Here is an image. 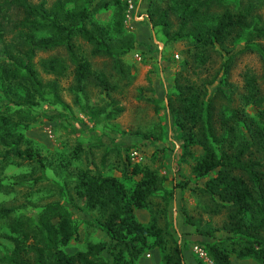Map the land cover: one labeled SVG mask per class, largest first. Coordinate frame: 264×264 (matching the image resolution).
I'll return each mask as SVG.
<instances>
[{"label":"trees","instance_id":"16d2710c","mask_svg":"<svg viewBox=\"0 0 264 264\" xmlns=\"http://www.w3.org/2000/svg\"><path fill=\"white\" fill-rule=\"evenodd\" d=\"M147 20L165 41H183L187 58L182 66L206 68L216 46L227 57L221 64V83L227 84L229 68L237 54L255 51L264 59L258 41L264 40V15L257 10L264 0H153L147 2ZM123 0H0V193H17L15 182H5L10 166H28L39 171L46 180V163L38 147L25 137L24 131L37 118L31 108L40 102L63 104L59 77L66 74L67 64L59 56L35 61L41 52L64 50L71 64L74 90L82 93L86 83L106 93L116 89L108 76L96 72L92 62L81 52V43L90 46L92 57H106L122 72L121 57L134 48V35L125 30ZM111 8L107 23L95 15ZM239 41L242 49L233 51ZM37 63L46 74L40 75ZM194 64V65H193ZM244 93L240 105L261 107L264 103L262 79L256 73L242 74ZM176 86L181 105L175 116L174 130L180 139L179 160H184L190 147L199 145L202 155L195 162V177L208 178L204 191L227 209L228 227L239 235L237 255L250 256L264 262V110L258 112L260 123L249 117L243 108L213 116L212 101L201 102L198 90ZM209 100V99H208ZM112 113H118L116 107ZM182 139V140H181ZM140 176L130 190L114 177L89 170H79L73 179V192L87 209L105 213L101 228L111 241L110 261L100 253L103 243H90L85 250L67 253L64 248L76 238V226L66 202L54 200L40 206L33 215L22 213L25 207L0 202V239L10 244L0 264H134L138 255L150 247L147 237L154 236V245L162 250V264H184L176 240L167 248L154 225L144 226L134 215L144 207L162 179L147 167L133 165ZM187 183L173 187L183 188ZM61 187L58 186V189ZM172 194V191H169ZM28 201V199H27ZM68 203H73L69 201ZM259 245V249L257 246ZM206 251L214 264H230L229 252L217 243H206ZM201 264V263H198Z\"/></svg>","mask_w":264,"mask_h":264},{"label":"rangeland","instance_id":"374dc122","mask_svg":"<svg viewBox=\"0 0 264 264\" xmlns=\"http://www.w3.org/2000/svg\"><path fill=\"white\" fill-rule=\"evenodd\" d=\"M28 1L38 3L42 0ZM46 1L47 5L53 2ZM123 1L127 3L123 25L135 38L134 48L121 57L122 72L115 68L111 59L92 57L90 46L78 40L92 68L103 72L116 85L113 91L106 93L92 83H86L82 93L75 91L71 64L62 49L41 52L36 57L38 62L50 55L59 56L68 67L66 74L58 78L63 104L40 102L31 108L37 120L24 131L25 137L45 158L47 179L41 180L39 171H32L28 166H10L4 173L5 182L18 181L14 183L17 193L7 196L0 193V202L24 204L21 211L29 216L47 202H66L77 235L64 250L71 254L85 250L90 243H103L105 248L100 255L110 261L111 241L101 228L105 213L100 209H87L84 201L75 197L73 179L79 170L87 169L117 178L126 190H130L140 179L132 172V167L139 165L154 171L162 183L144 207L134 209L135 218L144 226L154 225L167 248L172 239L176 240L184 264H214L205 246L214 242L229 252L230 264H264L253 257L237 255L241 238L228 227L227 209L203 189L205 181L214 174L197 178L192 172L203 153L202 148L191 146V154L179 160L181 141L173 128L181 105L177 85H187L190 91L198 90L201 102L212 101L215 119L220 111L228 114L234 108H243L259 124L258 112L264 110V103L261 107H242L239 97L244 93L242 74L245 71L260 76L264 93V59L255 51L237 54L229 68L227 84L220 82L221 64L227 54L219 46L215 47L217 52L212 53L206 68H184L185 43L162 39L147 19L134 20L128 1ZM145 5L147 8L148 3ZM143 8L144 2L139 5V12L145 11ZM112 12L111 8L101 10L95 17L107 23ZM257 13L264 15V7ZM258 43L264 50V40ZM242 47L243 42L239 41L233 51ZM37 69L43 79H56L55 75L44 73L38 63ZM113 102L121 108L120 112L112 113ZM261 158L264 153L257 159L261 161ZM183 182L187 183L183 188L173 187ZM261 239L264 247V233ZM153 241L154 236L149 235L147 244L151 246L138 255L134 264H162V250ZM9 248V242L0 239V257L6 256Z\"/></svg>","mask_w":264,"mask_h":264},{"label":"built area","instance_id":"2783aa9c","mask_svg":"<svg viewBox=\"0 0 264 264\" xmlns=\"http://www.w3.org/2000/svg\"><path fill=\"white\" fill-rule=\"evenodd\" d=\"M129 12L132 13L133 19L136 21L145 20L147 19V14L144 12H139L135 7H133L131 4L128 5ZM133 10V11H131ZM202 255V253H200Z\"/></svg>","mask_w":264,"mask_h":264},{"label":"crops","instance_id":"0c3cea01","mask_svg":"<svg viewBox=\"0 0 264 264\" xmlns=\"http://www.w3.org/2000/svg\"><path fill=\"white\" fill-rule=\"evenodd\" d=\"M129 4H131L133 7H135L139 11V5L144 2V8H146L145 2L147 3V0H127ZM141 12V11H140ZM145 13V11H143ZM144 21V20H143Z\"/></svg>","mask_w":264,"mask_h":264}]
</instances>
